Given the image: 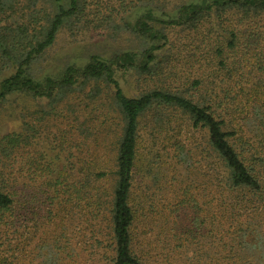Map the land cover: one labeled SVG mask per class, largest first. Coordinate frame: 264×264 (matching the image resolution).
Returning <instances> with one entry per match:
<instances>
[{
  "label": "trees",
  "instance_id": "obj_1",
  "mask_svg": "<svg viewBox=\"0 0 264 264\" xmlns=\"http://www.w3.org/2000/svg\"><path fill=\"white\" fill-rule=\"evenodd\" d=\"M111 1L106 7L112 13ZM113 1L122 11L145 7L133 27L153 43L138 59L131 51L110 59L94 54L81 67L69 65L58 77L40 80L33 66L62 25L98 13L100 0H0V103L18 93L48 102L32 112L38 124L24 119L26 128L0 136V264H264L262 167L234 142L243 141L237 120L247 117V108L254 107L264 127V87L248 77L254 66L264 74V0L182 3L163 18L155 14L154 0ZM167 28L197 34L201 28L207 42L196 47L205 63L195 61L199 66L184 89L155 84L128 95L116 72L151 74L157 51L173 47ZM85 108L113 110L118 121L106 119L102 128L90 118V124L77 122ZM143 128L180 172L172 176L181 184L170 192L175 204L163 197L155 205L145 190L139 198L136 175L147 148ZM42 136L43 144L51 140L53 146L29 154L25 170L24 153ZM87 139L89 157L70 159L69 150ZM97 149L113 151V158L99 159ZM154 155L157 184L165 178L161 163L168 161L161 162L160 151ZM27 173L50 199L48 226L39 234L43 222L36 220L31 237L23 210L36 194L24 198ZM186 206L193 211L188 223L182 217Z\"/></svg>",
  "mask_w": 264,
  "mask_h": 264
},
{
  "label": "rangeland",
  "instance_id": "obj_2",
  "mask_svg": "<svg viewBox=\"0 0 264 264\" xmlns=\"http://www.w3.org/2000/svg\"><path fill=\"white\" fill-rule=\"evenodd\" d=\"M109 1L110 0H100L102 7L98 13H87L86 15L75 17L62 25L53 45L47 49L33 66V71L37 79L41 80L45 76L58 77L65 67L69 65L81 67L87 63L90 56L94 54L100 55L104 59H110L116 52L131 51L138 54V59L142 49L149 47V45L153 43L146 37L138 34L133 27L138 14L144 12V6L129 8L122 11V9H118V2L112 0L110 3H113L112 5H114L116 9L111 13L106 7V3ZM201 1L202 0H154V3L159 5L156 6L154 12L158 17L163 18L167 17L166 15L164 16V13L175 15L176 5L182 3H199ZM161 5H163L164 8H162ZM153 7L154 6L151 8ZM165 31L173 47L170 49L167 44L163 50L157 51L156 58L151 64V74L142 75L134 70H118L116 72V78L128 95H137L155 84L167 88L184 89L189 85L199 63H205L203 61V56L205 54H202L200 49H203L207 40L203 39L204 34L201 28L199 29L200 34L193 32V30H181V28H167ZM197 45H201V48L197 49ZM198 60L200 62L196 64L195 61ZM202 68L204 72L207 71L206 65H203ZM248 72L250 75L248 77L253 83H257L261 80L260 84H263L264 87V74L258 66H254ZM219 83L220 86H225L223 79ZM248 86L251 87L252 83L250 82ZM205 89V86L202 87L201 92H205ZM47 103L46 99H36L25 93L13 94L7 97L0 103V136L9 132L23 130L26 128L25 121L29 123L34 121L38 124L37 121L32 119V112L47 108ZM224 106L225 104H223V107ZM259 110L262 111L260 108ZM246 111H248V113H246L247 117L243 120H237L240 123L239 135H241L243 141L240 144L237 140H234V142L239 149L242 146L245 147V156L247 155L249 159L254 156L257 157L260 163L259 166L262 167L261 170L259 168L258 170L264 181V127L260 122V117L255 116L254 107L252 110L247 108ZM80 114V118L77 122H82L90 118L93 124L96 125V128H102V124L105 123L102 121L106 119L111 123L118 121L113 110H110V114H107V112L103 113L102 110L91 111L90 108H85ZM22 115H24V118H22ZM58 124H60L59 121H57L56 125ZM87 124H90V121L87 120ZM63 126L66 127L68 125L63 124ZM57 127L58 126L49 128L52 135L57 131ZM143 133V143L146 142L147 148L144 150L145 155L139 162L136 175L139 198L141 199L142 195L140 194H143L141 190H145V194L151 197L155 205L158 203L159 205L162 204L163 202H161V199L163 197L167 199L165 204H175L176 198L171 195L170 192L173 189L177 190L181 184L177 183L172 176L178 175L180 172L171 167V159L169 160L168 157L165 159L162 156L164 152L160 144H158V142H151V136L148 134L147 128H143ZM52 135L50 139L53 137ZM197 138L199 139V137ZM43 139H45L44 136L39 139L38 143L33 145L35 148L31 147L25 151V170L28 169L25 163L28 160L29 154L32 155L33 152L40 149L41 146H53L50 142L51 140L43 144ZM230 141L232 142V139ZM151 144L155 145L151 147ZM89 146L90 140L87 139L84 145L81 143L80 148H72L69 150L70 159L77 161L78 159L89 157ZM150 149L151 151H149ZM158 151L161 153V162L163 160H167L168 162L166 165L161 163V169L164 167L165 175L163 177L165 178H162L159 183L156 184V177L159 175L158 171H160V166L154 154ZM95 154L99 159L109 160V158H113L114 153L111 150L109 152L108 150L101 149L98 151L97 149ZM64 158L63 156L60 164L65 162ZM196 178H200V180L196 182L197 186L202 187V185L199 184L203 180L202 175H198ZM179 180L182 181V179ZM185 181L186 180L183 179L182 182ZM24 185V198H26V200L29 199L32 194H36L34 202L30 203L27 200V204L23 210L24 231L27 237H31L34 235L32 232L35 231L33 223L36 222V220H38L39 223L43 222V224L39 226V234L40 232L44 233L46 226H48L47 220L45 221V219L47 218L46 207H49L50 199H48L47 194H42V190H38L36 181L30 183L28 173L24 176ZM195 191L194 189L190 190L191 193ZM182 213V217L185 219V222L188 223L189 218L193 215L191 207L186 206V208L182 210ZM170 220L172 221L173 219L170 217Z\"/></svg>",
  "mask_w": 264,
  "mask_h": 264
}]
</instances>
